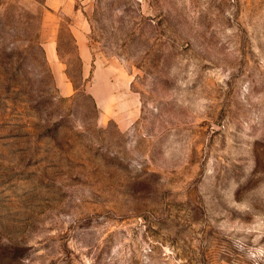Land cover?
Wrapping results in <instances>:
<instances>
[{
  "label": "rangeland",
  "instance_id": "374dc122",
  "mask_svg": "<svg viewBox=\"0 0 264 264\" xmlns=\"http://www.w3.org/2000/svg\"><path fill=\"white\" fill-rule=\"evenodd\" d=\"M43 4L0 0V264H264V0H80L61 79Z\"/></svg>",
  "mask_w": 264,
  "mask_h": 264
},
{
  "label": "crops",
  "instance_id": "0c3cea01",
  "mask_svg": "<svg viewBox=\"0 0 264 264\" xmlns=\"http://www.w3.org/2000/svg\"><path fill=\"white\" fill-rule=\"evenodd\" d=\"M80 0H45L44 10L50 24L42 22L38 32L39 46L49 69L59 79L66 77L67 55H75L81 71H87L91 52L87 41L88 23L77 8ZM72 49V50H70ZM91 97L99 108L104 109L103 93L94 87ZM108 93V90L106 91Z\"/></svg>",
  "mask_w": 264,
  "mask_h": 264
}]
</instances>
